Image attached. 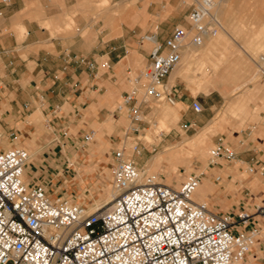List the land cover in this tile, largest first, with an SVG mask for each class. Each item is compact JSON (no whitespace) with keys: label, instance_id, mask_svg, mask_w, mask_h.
Returning <instances> with one entry per match:
<instances>
[{"label":"rangeland","instance_id":"rangeland-1","mask_svg":"<svg viewBox=\"0 0 264 264\" xmlns=\"http://www.w3.org/2000/svg\"><path fill=\"white\" fill-rule=\"evenodd\" d=\"M119 1L126 4L122 13L114 11V5ZM191 4L192 0H12L11 6L0 7L3 12L0 17V60L8 77L0 78V84L10 80L11 91L17 93L16 96L10 94L6 103L13 96L17 104L28 101L29 96L23 93L25 82H20L21 89L17 82L12 81L19 80L22 75L27 76L29 72L35 74L39 69L35 68V64L37 61L40 64L46 52L58 55L62 48L73 52L80 49L90 51L94 45L102 44L105 47L103 54L114 47L117 54L121 51L120 57L113 63L127 58L124 65L119 63L117 66L107 56L96 59L98 77L104 74L102 78H107L97 82V91L93 93L98 103L91 106V113H82L81 121L75 122L77 125L71 124L64 132L48 122L55 120L41 113L42 108L37 101L22 118L9 115L5 112L7 106H2L0 119L11 130L1 128L5 136L1 142L6 145L4 138L10 142L8 134L14 129L18 130L20 143H10L12 147L34 152L29 166L40 165L42 157L53 149L55 152L61 150L69 160L67 173H61L63 176L57 178L50 177L37 185L44 186L54 196L84 207L89 213L94 212V204L113 191L112 151L123 146L125 152L131 155V149L137 142L141 154L133 157L134 163L141 173L152 177L157 183L177 187L188 175L196 174L200 175L201 184L204 182L212 188L213 192L206 201L215 212L234 213L240 208L252 212L253 207L264 206V178L258 173L249 174L246 165L238 162L218 161L216 166L208 164L209 150L219 142L244 155L256 154L258 157L254 161L264 162V74L260 73V67H264L260 61V58L264 59V0H227L219 3L220 12L218 5L213 9L219 30L199 48V59L202 58L214 69L209 79L212 84L213 79H219V90L209 86L208 92L192 95L187 81L175 79L177 99L186 97L188 111L201 121L200 125L183 132L179 126L185 120L179 116L168 132L165 128L159 129L156 107L170 113L174 106L151 101L142 107L144 119L138 124L140 132L132 134L128 131L129 121L114 112L124 93L132 87L129 80L147 61L151 46L140 43V37L152 31L157 24L160 25L161 34L165 33L167 27H187V13ZM18 19L27 31L20 40L13 25ZM180 67L177 66L175 70ZM12 70L14 78L9 76ZM55 70L58 69L54 68L50 73ZM195 77L198 79L202 75L196 72ZM229 84L231 87H241L226 97L224 93ZM37 88L39 90L41 87ZM192 101L201 105V113L191 111ZM69 111L68 106L62 108V116ZM35 112L39 114L37 120H30ZM208 123H211L212 129L205 137L202 154L191 148L184 151L182 160L171 163L162 161L160 165L150 162L154 156L166 154H162L166 149L178 150V143L194 137ZM84 124L88 127L87 131H93L92 140L87 144L80 140L79 128ZM147 135L150 141L144 139ZM65 136L74 140L76 145L72 143L64 147ZM96 137L100 140H96ZM216 176L221 178L219 182L214 181ZM170 177L173 178L171 181ZM111 204L101 210L109 208ZM261 226L264 231V220H261ZM262 244L264 246V232ZM256 253L253 250L252 254ZM248 259L253 262V257Z\"/></svg>","mask_w":264,"mask_h":264},{"label":"built area","instance_id":"built-area-1","mask_svg":"<svg viewBox=\"0 0 264 264\" xmlns=\"http://www.w3.org/2000/svg\"><path fill=\"white\" fill-rule=\"evenodd\" d=\"M11 1L0 0V7L11 6ZM214 4V0H192L187 27L177 25L161 39L157 24L140 37V43L151 46L147 61L129 80L132 87L114 111L129 121L130 133L140 132L142 107L148 102L177 103L175 85L169 86L167 79L187 46L199 49L218 32ZM67 59L97 71L94 61ZM260 61L264 65V59ZM27 109L24 104L23 111ZM190 109L202 112L196 101ZM193 127L184 122L179 129L187 132ZM8 137L11 143H20L18 131ZM92 137L93 131H86L80 140L87 144ZM132 154L128 157L123 146L112 151V188L117 196L109 208L88 213L28 182L27 149L0 146V264H264V206H255L252 212L244 208L215 212L192 198L200 175H188L177 187L157 183L134 163L133 157L141 154L137 142ZM208 161L210 166L238 162L246 165L249 174L264 178V162L240 161L233 149L220 142L209 150ZM220 179L216 176L214 181Z\"/></svg>","mask_w":264,"mask_h":264},{"label":"crops","instance_id":"crops-1","mask_svg":"<svg viewBox=\"0 0 264 264\" xmlns=\"http://www.w3.org/2000/svg\"><path fill=\"white\" fill-rule=\"evenodd\" d=\"M172 29L173 27H167L165 33L161 34L160 37H166ZM104 49L105 47L101 44L97 47L94 45V47L90 49V51L80 49L77 52H73L71 50L69 51V49L62 48L57 53L58 55H53L46 52L44 55V59L41 60L40 64L38 63V61L36 62L35 68L39 69L35 72V74H31L29 72L27 73V76L22 75L21 77H19V80L12 81L17 82L18 88L21 87L20 82H25L23 93L29 96L28 101H23L22 103L17 104L18 102L15 101L14 98L17 93L11 91V88L9 86L10 80L1 84L2 87H0V112L2 111L3 107L7 106L5 112H7L9 115L13 114L16 118H22L23 115H26V113L30 111V108L32 107L34 101H37L41 105V113L44 116H50L53 120H55L48 122H51V125H53L54 127H59L60 131L64 132V129L69 128L71 124H74L79 120L81 121V119L83 118V112L87 114L91 113V106H96L98 103L97 97L93 94L95 91H97V82L101 80H107V78H102L104 74L98 77L99 67L97 68V71H89L83 65H80L74 61H68L67 57H83L87 61H94L97 63V58L107 56L113 63L121 55V51L120 54L116 53L115 47L110 48V51L103 54ZM119 63L120 61H116L113 64L114 66H117ZM0 66V71H3L1 60ZM54 68H57L58 70L50 73ZM13 72L14 71L12 70L9 73V76L11 78L13 77ZM24 77L26 78V81L24 80ZM38 86L41 87L39 90L37 88ZM10 94L14 96L6 103L5 101L9 98ZM24 104H28V109L25 112L23 111ZM177 104L180 106V108L182 107L180 116L185 120V122L194 123V125L201 124V121L193 117V115L188 111L189 103L188 100H186V97H179L177 99ZM65 106L70 107L71 112L69 111L66 116H62V108H64ZM55 107H59V111H55ZM0 120V132L2 133L3 137H5L4 132L1 130V128L7 129L8 131L11 130V128L6 127V123L3 122L2 118ZM75 125L77 124L75 123ZM87 128L88 127L86 126V124H84L79 128V131H81L82 134L83 131H87ZM15 130L16 129H14V131ZM72 143L75 144V141L65 136L63 140L64 147L67 148ZM236 154L237 158L240 161L246 163H249L252 160L254 161L258 157V155L256 154L244 155L243 153L238 152H236ZM29 164L27 165L29 171L26 172V178L30 184L41 183L42 181L50 177L57 178L59 176H63L61 175V173H65L67 169L70 168L69 160L62 154L61 150L55 152L54 149L52 152H47L46 157H42V159L40 160V165L31 167L29 166ZM33 169H35V172L33 171ZM36 174H38V176H36Z\"/></svg>","mask_w":264,"mask_h":264},{"label":"bare ground","instance_id":"bare-ground-1","mask_svg":"<svg viewBox=\"0 0 264 264\" xmlns=\"http://www.w3.org/2000/svg\"><path fill=\"white\" fill-rule=\"evenodd\" d=\"M226 1L227 0H218L217 1L218 4H217V2L214 1V3H215L214 4V8H215L216 5H218V9L217 10L220 12L221 11V8H220L221 6H219V3L226 2ZM124 5H126V4H124L123 2L119 1L118 3H116L114 5V7H115L114 11L118 12V13H122V11L125 9ZM106 19H108V18H106ZM108 21H109V19H108ZM104 22H105V20H104ZM217 24H218V22H217ZM13 25L15 26V31L17 33V36H18L19 40L24 34H27V31H26L25 27L20 23L19 19ZM186 48L188 49V51L186 49L183 51L181 61L177 65V66L180 65L181 67L178 70H175V68L177 67L176 66L171 71V73H170V75H169V77L167 79L168 80V85L169 86L174 85L175 79L181 78V79L187 81V88L189 89V91H190V93L192 95H196L197 93H199L201 91L208 92L209 86H213V88L217 87V89L219 90L220 89V82L217 83V81H219V79L216 77L215 79H213L214 80L213 81L214 84L211 83L212 80L209 79V75L211 74V72L214 73V69L212 67H209L208 64L204 63L202 58L199 59V49L190 48V46H187ZM210 50H211V46L208 47V51H210ZM126 62H127V58L126 57L122 58L121 61H120L121 65H124V63H126ZM0 69H1V66H0ZM262 71H264V67L261 68V72ZM196 72H200L202 77L197 79L195 77V73ZM0 78H2V79L6 78L5 72L0 71ZM228 82L229 83L231 82L230 79L228 80ZM240 87L238 85H233L231 87V85L229 84V87L227 88L226 92L224 93L225 96L226 97L231 96L232 93L235 90L236 91L240 90ZM181 108L176 103L174 105V109L172 110V112L166 113V112L160 110L159 107H156L155 111H157V121H158V125H159V127H157V128H159V129L165 128L166 131L168 132L170 130V125L174 121H178L179 120ZM38 115L39 114H37L35 112L34 114H32L30 116V118H31L30 120H37ZM204 127H205L204 129L203 128L199 129V131L197 132V134L194 137L188 138V139H184L183 141L178 143L176 145L178 147V150L171 151V149H166L162 153V154H164V153H166V154H164L162 156H161V154H158V155L154 156V158H152V160L150 162H152V164H154V165L155 164L156 165H160L162 161H166L168 163H171L174 160L175 161L182 160V155L184 154V151H189L191 148H194L196 153L202 154L204 152V150H205V142H204L205 141V137L211 131L212 125H211V123H208ZM2 138H3V135L0 132V146H5V148H12V144L10 142L6 141V138H4V141H5L6 145H3L1 143ZM19 139L21 140V138H19ZM144 139L146 141H150V136L147 135V136L144 137ZM96 140H100V138L96 137ZM27 151L29 153V163H30V161L32 160V157L34 155V152L31 153L28 149H27ZM131 151H132V149H131ZM126 155L128 157H131L133 154L130 155V154L126 153ZM172 179L173 178H171V177L169 178L170 181ZM211 192H213L212 188H210L208 185H206L203 182L202 184L200 183L198 188L194 191V193L192 195V198L195 201L204 202V203H206L208 205L206 200L208 199V195ZM116 196H117V193L115 192V190L105 194L101 199H99L98 203L94 204L93 209H95V211H97V210H101V209L105 208L107 205L111 204L115 200ZM209 205H208V207H209ZM263 232L264 231H262V235H263ZM234 264H241V263H234Z\"/></svg>","mask_w":264,"mask_h":264}]
</instances>
